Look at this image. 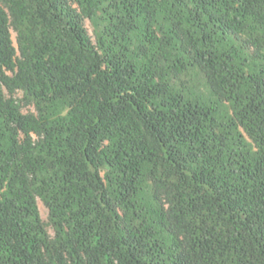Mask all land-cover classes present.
I'll use <instances>...</instances> for the list:
<instances>
[{"label": "trees", "instance_id": "obj_1", "mask_svg": "<svg viewBox=\"0 0 264 264\" xmlns=\"http://www.w3.org/2000/svg\"><path fill=\"white\" fill-rule=\"evenodd\" d=\"M0 264H264V0H0Z\"/></svg>", "mask_w": 264, "mask_h": 264}, {"label": "rangeland", "instance_id": "obj_2", "mask_svg": "<svg viewBox=\"0 0 264 264\" xmlns=\"http://www.w3.org/2000/svg\"><path fill=\"white\" fill-rule=\"evenodd\" d=\"M85 25H86V28H87L89 34L91 35L92 34V29H91L89 23L85 22ZM38 208H39V212H40L41 218L44 221H46V219H47V210L45 209V207L42 205V203L40 201H38Z\"/></svg>", "mask_w": 264, "mask_h": 264}]
</instances>
